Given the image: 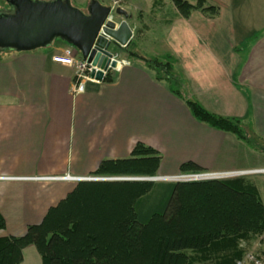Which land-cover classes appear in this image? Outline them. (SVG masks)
<instances>
[{
  "label": "crops",
  "instance_id": "crops-1",
  "mask_svg": "<svg viewBox=\"0 0 264 264\" xmlns=\"http://www.w3.org/2000/svg\"><path fill=\"white\" fill-rule=\"evenodd\" d=\"M205 1L218 9L215 17L193 11L185 20L170 0L166 54L189 98L216 116L241 120L250 138L264 143V25L259 33L254 26H236L228 0ZM102 2L111 6L115 0ZM159 3H152V14ZM65 48L52 42L31 52L0 50V236L24 235L78 179L99 177L94 172L102 161L129 158L136 144L158 153L157 175L167 178L186 162L202 172H230L225 162L231 171L264 168L262 159L249 166L232 163L240 140L195 121L141 64L126 62L112 83L87 82L74 94L73 69L51 61ZM254 177L263 199L264 175Z\"/></svg>",
  "mask_w": 264,
  "mask_h": 264
},
{
  "label": "trees",
  "instance_id": "trees-1",
  "mask_svg": "<svg viewBox=\"0 0 264 264\" xmlns=\"http://www.w3.org/2000/svg\"><path fill=\"white\" fill-rule=\"evenodd\" d=\"M171 1L185 20L193 11L206 18L218 14L205 0L194 5ZM134 48L129 42L120 51L124 60L141 64L154 81L184 102L195 121L251 143L241 120L216 116L188 97L171 55L147 57ZM113 74L109 71L101 82L112 83ZM159 165L157 152L136 144L129 158L102 161L94 175L155 177ZM179 171L202 172L191 162ZM4 229L0 214V232ZM263 231L264 202L246 177L170 184L78 182L40 224L19 237L0 236V264H21L29 245L36 248L41 264H237Z\"/></svg>",
  "mask_w": 264,
  "mask_h": 264
},
{
  "label": "water",
  "instance_id": "water-1",
  "mask_svg": "<svg viewBox=\"0 0 264 264\" xmlns=\"http://www.w3.org/2000/svg\"><path fill=\"white\" fill-rule=\"evenodd\" d=\"M4 1L10 12L0 13V50L31 52L59 39L92 66L117 70L118 62L111 60L113 48H125L133 36L128 14L120 8L102 6L97 0L90 1L86 12L72 7L68 0ZM90 77L103 80L101 72H92ZM158 178L138 181L155 182Z\"/></svg>",
  "mask_w": 264,
  "mask_h": 264
},
{
  "label": "rangeland",
  "instance_id": "rangeland-1",
  "mask_svg": "<svg viewBox=\"0 0 264 264\" xmlns=\"http://www.w3.org/2000/svg\"><path fill=\"white\" fill-rule=\"evenodd\" d=\"M33 1H52V0H33ZM92 0H68L69 4L80 10L81 12H86L87 6ZM101 5H107V2H102V0H97ZM154 0H115L111 4V7L120 8L124 10L130 19L127 21L130 28L132 29L133 35L130 42L132 45H136L134 48L136 51L140 52V54L145 55L147 57L154 58H165L166 51L164 48V33L168 28V18H171V15L174 14V9L171 5L170 0H161L157 8L152 10L154 14L151 13V6ZM206 2V1H205ZM208 2V1H207ZM227 2V1H226ZM208 4V3H207ZM211 5V4H210ZM228 7L232 10L233 19L236 22V26L242 24L247 27H256V32L259 33L263 30L264 25V0H228ZM213 6V5H212ZM8 6L0 0V13L3 10H7ZM134 23L136 25L135 30L133 29ZM257 36V34H255ZM249 39H252L251 37ZM59 39H54L53 43H60ZM139 46V47H138ZM126 48V47H125ZM124 48H115L112 51V55H116L119 61H125L124 56L121 55L120 51ZM244 128V127H243ZM245 129V128H244ZM250 138V135H248ZM236 150V154L230 160L232 163L236 164H244L245 166H249L250 162H254L255 159H262V163L264 162V143H259L255 139H251V143L247 141L240 140L236 141L235 145H233ZM261 167V165H259ZM224 168H227L228 171H231L233 166L227 162L224 163ZM162 177V176H159ZM249 178V179H248ZM255 177L252 176L246 177V179L252 183ZM260 180H263L264 177H260ZM263 178V179H262ZM255 180H259L255 178ZM172 182L166 181L164 179L156 181V183L160 182ZM253 184V183H252ZM264 184V181H263ZM264 190L263 187L259 186V189ZM261 191V190H260ZM263 196L264 202V192H260ZM157 194H154V197ZM28 228V227H27ZM3 232V231H1ZM1 234V233H0ZM21 235V234H17ZM248 255H252L262 262H264V244L261 243L258 239L252 240L247 246ZM22 262L21 264H40L41 258L36 250V248L32 245L27 246L22 251ZM245 259V258H244ZM245 264H250L249 262H245Z\"/></svg>",
  "mask_w": 264,
  "mask_h": 264
},
{
  "label": "built area",
  "instance_id": "built-area-1",
  "mask_svg": "<svg viewBox=\"0 0 264 264\" xmlns=\"http://www.w3.org/2000/svg\"><path fill=\"white\" fill-rule=\"evenodd\" d=\"M111 60H116L117 56L112 55ZM51 61L66 67H70L74 71V81L72 85V92L74 94L83 92L84 84L87 82L96 81L90 77L92 72H101L103 78L106 74L111 71L108 67L106 69L99 68L97 66H92L91 63H88L86 60H82V58L77 54V52L70 46H66L65 49L59 54H53L51 56ZM126 64L123 61H118V66ZM253 175H264V168L255 169V170H245V171H233V172H202V173H185V174H177L173 177L165 178L168 181H172L175 183H186V182H201V181H209V180H227L238 177H246ZM69 178V177H66ZM79 181H87V182H96V181H121V180H135L134 178H125V177H86L78 179ZM259 241L264 244V231L259 237ZM250 264H264L261 260H258L256 257L247 255L245 260ZM244 261L238 262L237 264H244Z\"/></svg>",
  "mask_w": 264,
  "mask_h": 264
},
{
  "label": "flooded vegetation",
  "instance_id": "flooded-vegetation-1",
  "mask_svg": "<svg viewBox=\"0 0 264 264\" xmlns=\"http://www.w3.org/2000/svg\"><path fill=\"white\" fill-rule=\"evenodd\" d=\"M3 2L6 4V2L4 0H3ZM3 12H5V13L10 12V8L8 7V9L7 10H3ZM113 49H115V48H113Z\"/></svg>",
  "mask_w": 264,
  "mask_h": 264
},
{
  "label": "bare ground",
  "instance_id": "bare-ground-1",
  "mask_svg": "<svg viewBox=\"0 0 264 264\" xmlns=\"http://www.w3.org/2000/svg\"><path fill=\"white\" fill-rule=\"evenodd\" d=\"M162 178V177H161ZM160 178H158V180H159ZM162 180V179H161Z\"/></svg>",
  "mask_w": 264,
  "mask_h": 264
}]
</instances>
